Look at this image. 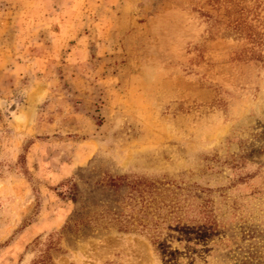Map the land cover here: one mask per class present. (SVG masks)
<instances>
[{
	"label": "rangeland",
	"instance_id": "374dc122",
	"mask_svg": "<svg viewBox=\"0 0 264 264\" xmlns=\"http://www.w3.org/2000/svg\"><path fill=\"white\" fill-rule=\"evenodd\" d=\"M0 264H264V0H0Z\"/></svg>",
	"mask_w": 264,
	"mask_h": 264
},
{
	"label": "trees",
	"instance_id": "16d2710c",
	"mask_svg": "<svg viewBox=\"0 0 264 264\" xmlns=\"http://www.w3.org/2000/svg\"><path fill=\"white\" fill-rule=\"evenodd\" d=\"M121 177L120 178H110L109 184L112 185L113 187L120 188L123 183H121ZM74 187V186H73ZM136 188V186H134ZM133 190H138L133 189ZM74 192V191H73ZM72 199L76 201L74 193L72 191L70 192ZM146 206V205H144ZM149 206V205H148ZM87 208V207H86ZM83 208L82 211H79L77 215L71 220V227L70 229L72 230L74 228H80V227H87L91 225V222H99L101 220L102 227L104 229H111L113 228L117 232L121 233H133V234H140L143 235L144 231L141 229L138 231V227L142 226L143 224L141 221L138 220V217L133 216V215H124L121 211H116L112 212V210H109L108 208L105 209L103 205H99V207L93 211H84ZM101 208V209H100ZM101 210V213L99 211ZM98 211V212H97ZM123 216L125 218H123ZM106 220H109L108 223L111 225H107ZM144 226V225H143ZM145 228V226L143 227Z\"/></svg>",
	"mask_w": 264,
	"mask_h": 264
}]
</instances>
